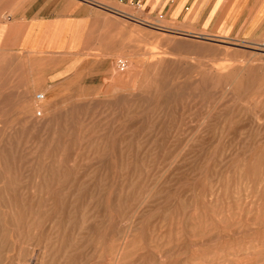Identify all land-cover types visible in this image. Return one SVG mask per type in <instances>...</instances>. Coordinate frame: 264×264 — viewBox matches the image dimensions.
<instances>
[{
    "label": "rangeland",
    "instance_id": "374dc122",
    "mask_svg": "<svg viewBox=\"0 0 264 264\" xmlns=\"http://www.w3.org/2000/svg\"><path fill=\"white\" fill-rule=\"evenodd\" d=\"M161 6L0 82V264H264V0Z\"/></svg>",
    "mask_w": 264,
    "mask_h": 264
},
{
    "label": "crops",
    "instance_id": "0c3cea01",
    "mask_svg": "<svg viewBox=\"0 0 264 264\" xmlns=\"http://www.w3.org/2000/svg\"><path fill=\"white\" fill-rule=\"evenodd\" d=\"M189 1L184 0L178 7L181 0H0V76L4 77L0 82H15L12 78L24 72L22 68L27 59L42 50L43 38L55 34V28L63 20L85 18L91 23L107 12L134 17L131 13L127 15L131 5L143 2L152 7L162 3L161 9H165L169 17L183 16V20L194 22L206 0H191L187 7ZM215 11L216 8L208 15L206 26Z\"/></svg>",
    "mask_w": 264,
    "mask_h": 264
}]
</instances>
